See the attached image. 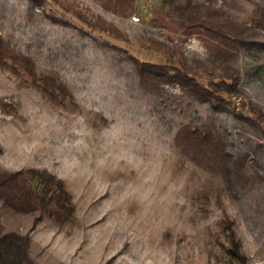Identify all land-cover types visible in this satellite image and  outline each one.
Returning a JSON list of instances; mask_svg holds the SVG:
<instances>
[{"label":"rangeland","instance_id":"1","mask_svg":"<svg viewBox=\"0 0 264 264\" xmlns=\"http://www.w3.org/2000/svg\"><path fill=\"white\" fill-rule=\"evenodd\" d=\"M134 1L137 20L95 0H0L3 43L59 86L53 98L0 67V170H45L75 207L58 226L0 204L3 231L28 234L37 264H264V0H192L247 31L229 44L239 80L220 108L194 100L173 80L177 60L142 43L179 47L190 62L214 54L153 26L160 0ZM97 17L114 30L82 21ZM201 124L218 133L224 162L176 146L182 126Z\"/></svg>","mask_w":264,"mask_h":264},{"label":"trees","instance_id":"2","mask_svg":"<svg viewBox=\"0 0 264 264\" xmlns=\"http://www.w3.org/2000/svg\"><path fill=\"white\" fill-rule=\"evenodd\" d=\"M95 1L104 9L121 16H126V13L132 16L137 14L134 0ZM222 18L220 10L203 3L192 0H160L151 20L153 26L179 34L184 39L195 37L214 55L203 60L192 58L190 62L179 47L164 51L161 43L149 38L143 39L142 43L146 50L176 59L178 65L174 68L173 80L186 89L194 100L206 102L214 108L228 105L230 98L235 95L239 77L238 71L228 64L235 53L234 47L229 44L242 43L247 37V31L241 24ZM82 21L93 30H114L111 24L99 17L95 22ZM0 67L8 68L15 74L22 72L36 88L55 98V90L59 86L53 80L39 77L28 59L9 49L1 37ZM139 70L147 74L152 82L158 80L159 73L155 74L153 69ZM248 112L257 114L251 106L248 107ZM175 143L184 153H190L193 161H198V155H201L211 165H217L224 162L223 156H229L223 152L218 133L206 124L182 126ZM234 168L236 169L235 166ZM229 173L237 177L239 170L227 171L223 174L225 179L229 177ZM0 204L16 214H45L58 226L73 223L75 207L71 194L62 180L45 170H0ZM230 242L235 244L234 254L237 259L240 248L232 232ZM30 245L31 238L28 234L4 232L0 222V264H37L30 256Z\"/></svg>","mask_w":264,"mask_h":264},{"label":"built area","instance_id":"3","mask_svg":"<svg viewBox=\"0 0 264 264\" xmlns=\"http://www.w3.org/2000/svg\"><path fill=\"white\" fill-rule=\"evenodd\" d=\"M132 18H133V19H136V20L138 19L137 17H134V16H133Z\"/></svg>","mask_w":264,"mask_h":264}]
</instances>
